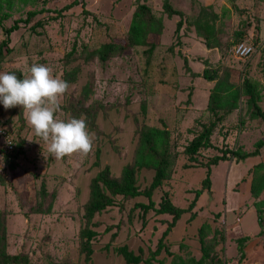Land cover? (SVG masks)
Wrapping results in <instances>:
<instances>
[{"label":"rangeland","instance_id":"374dc122","mask_svg":"<svg viewBox=\"0 0 264 264\" xmlns=\"http://www.w3.org/2000/svg\"><path fill=\"white\" fill-rule=\"evenodd\" d=\"M72 1L32 0L27 4L15 1L11 18L0 25L1 42L4 38L2 27L25 18L28 11L43 10L11 35L12 51L0 64V72H19L23 79L32 65L42 64L52 69L54 77L63 80L66 71L79 65L80 74L61 98L56 118L70 119L64 107L81 94L89 82L93 84L90 102H97L104 108L95 121L96 129L89 131L94 134L92 150L86 155L74 153L56 160L47 155L43 142L40 145L34 141L37 138L24 110L19 106L5 110L0 104V124L15 143L23 142L20 155L5 159L4 140L0 138V174L6 178V183L0 186V210L6 215L7 251L12 255L26 254L29 264H86L79 253V231L90 181L104 166H108L113 175H120L132 160L136 129L141 124L165 127L171 132L175 146L171 179L162 191L154 193L153 200L158 201L160 193L168 191L175 206L187 208L194 199L190 190L200 188L206 169H184L186 157L182 151L201 130V125L212 120L206 107L214 82L191 76L178 52L197 74L206 66L220 67L237 87L248 75L262 85L259 106L264 111V0H169L172 8L182 12L183 19L187 20L178 39L174 30L180 18H169L163 13V0H146L145 4L163 22L162 34L151 36L157 45L149 65L141 48L129 50L105 63L98 59L84 63L79 59L65 65V55L73 47L93 50L110 41L124 43L133 12L139 3H144V0H84L89 13L83 14L80 6L57 13ZM203 8L208 15H214L216 27L223 33L219 51L208 50L189 23ZM39 21L44 25L35 32L32 26ZM241 35L243 43L253 46L254 52L240 59L235 56V45ZM143 100L146 102L145 116L141 114ZM258 140H264V122L248 116L243 98L212 135L217 148L225 146L223 142H226L230 149L241 147L247 152L254 150ZM218 153L217 149L203 150L201 159ZM96 161L98 166L94 164ZM152 176V171L142 170L138 176L139 186L146 187ZM42 181L48 191L57 192L48 215L29 212ZM263 199L264 147L258 157H249L239 163L221 161L212 166L210 189L200 195L191 213L181 216L165 242L174 254L200 257L197 234L198 229L205 226L207 238L217 232L220 242L213 251L219 260L214 264H264V234L258 235L264 230V213L263 223L259 224L253 205ZM118 201L121 209L119 205L109 208L94 219L99 236L93 243V255L88 264H126L113 252L115 247L122 245L135 253L142 249L146 257L149 250L155 249L166 228L165 221L170 220L168 216H156L150 211L143 228L141 213L133 206L145 200L118 198ZM109 227L111 230L104 233ZM242 236H250V240L244 249L245 257L239 262L234 240ZM160 258L166 263L169 261L165 253Z\"/></svg>","mask_w":264,"mask_h":264},{"label":"trees","instance_id":"16d2710c","mask_svg":"<svg viewBox=\"0 0 264 264\" xmlns=\"http://www.w3.org/2000/svg\"><path fill=\"white\" fill-rule=\"evenodd\" d=\"M15 1L21 4H27L32 0H0V25L11 18L12 11L15 7ZM145 2L146 0H144V3H139L136 6L131 17L124 43L121 44L110 41L93 50H87V48L77 50L76 47H73L72 50L65 55V65H69L79 59L83 60L84 63L93 62L95 59H98L101 63H105L111 58L118 57L129 50L137 48H141L146 64L149 65L157 45L153 40L154 38L151 36H160L162 34L163 22L153 14L152 10ZM76 6L82 8L83 14L89 13L85 10L84 0H73L69 4L63 6L57 13H63ZM162 9L163 13L169 18L173 16H178L180 18L174 30V35L178 39L180 37L182 25L187 20L183 19L184 15L182 12L172 8L169 0H163ZM41 12H43V10L28 11L25 14V18L14 20L9 27H2L4 38L0 42V64L5 61L7 55L12 51L10 47L11 35L18 31L21 26L28 25L30 20ZM213 19L214 15H208L203 8L200 15L189 23L192 24L196 35L203 41L208 50L217 49L219 51L223 43V33L216 27ZM43 25V22L39 21L32 26V29L36 32V30L42 28ZM236 35L240 36L239 33ZM243 39L244 37L242 35L237 38L236 41L238 43L235 47L243 43ZM170 51H172V47H170ZM178 54L183 59L185 70L190 73L191 76L202 77L209 82H214V86L210 90L206 107L212 120L207 125H201V130L194 134L193 138L182 151V154L186 157V164L183 165V168H205L206 176L202 180L199 189L190 190V192L194 194V199L187 208L175 206L168 191H164L163 194L160 193L161 195L158 201L153 200L154 193L158 190L162 191L163 186L171 179L172 156H174L173 150L175 146L171 132L165 127H153L147 124L139 125L136 129V143L132 160L123 167L120 175H113L110 168L104 166L99 169L90 181L89 196L82 206V227L79 231V253L86 264L91 262L93 243L99 236V232L95 230L97 223L94 222V219L97 215L105 212L109 208L119 205L121 209L122 204L119 203L118 198L121 200H134L140 198L145 200L144 202H137L133 206L134 209H138L141 213L143 228L146 225V215L150 211H153L156 216L162 215L170 217V220L165 221L166 228L162 232L155 249L149 250L146 257H144L142 249H139L138 253H135L130 250L127 245L117 246L113 249L114 254L121 257L126 264H214L219 261L217 254H213L214 248L220 243L217 238V232L214 233L212 238L208 239L204 232L205 226H201L197 234L201 253L200 257L174 254L169 250V246L166 244L165 240L172 228H174L180 220L181 216L185 213H191L200 195L205 190L210 189L212 166L217 165L221 161L232 160L239 163L249 157H256L259 155L260 149L264 147V140H258L254 144V150L247 152L241 147L230 149L226 142H223L225 146L217 148L212 142V135L216 127L238 108L241 98L245 100L248 116L254 119L258 118L264 122V111L259 106L262 85L253 81L246 75L241 86L237 87L230 82L229 74L222 71L220 67L208 68L206 66L201 74L194 73L188 67L185 56L180 52H178ZM15 74L21 79L19 72H15ZM79 74L80 66H74L64 73L63 80L70 85L76 81ZM92 94L93 84L89 82L85 84L81 94L69 101L64 107V111L69 114L70 118H84L88 131L96 129L95 121L97 116L100 111L104 110L101 104L90 102ZM141 114L142 116L146 115V102L144 100L141 103ZM2 127L5 128L4 126ZM12 141L14 143L13 151L9 155L5 154V159H12V156H18L22 153L23 142L18 141L15 143L13 139ZM206 149H217L219 153L210 157L205 156V160L201 159L202 151ZM94 164L98 166V161ZM10 166L12 167L13 164L10 163ZM144 169L152 171L153 176L150 183L142 188L138 184V176ZM5 183V176L0 174V186H3ZM56 197L57 192L48 191L45 181H42L36 194V202L34 205L30 206L29 212L32 214H50ZM253 205L257 211L258 222L262 224L264 199L255 201ZM194 214L191 215L192 218ZM110 230L111 227L106 228L104 233H108ZM262 234H264V230L258 233V235ZM249 240L250 236H242L234 240L239 255V262L245 257L244 249ZM162 253H165V255L169 257L168 263H166L165 259L160 258ZM0 264H29V259L26 254L20 253L12 255L8 253L6 215L2 210H0Z\"/></svg>","mask_w":264,"mask_h":264},{"label":"clouds","instance_id":"9594fccd","mask_svg":"<svg viewBox=\"0 0 264 264\" xmlns=\"http://www.w3.org/2000/svg\"><path fill=\"white\" fill-rule=\"evenodd\" d=\"M68 88L66 81L54 77L52 69L42 64L32 65L23 79L14 72H0V104L5 110L21 107L37 138L34 141L43 142L47 155L56 160L74 153L86 155L93 148L94 134L84 118L65 121L55 116Z\"/></svg>","mask_w":264,"mask_h":264},{"label":"built area","instance_id":"2783aa9c","mask_svg":"<svg viewBox=\"0 0 264 264\" xmlns=\"http://www.w3.org/2000/svg\"><path fill=\"white\" fill-rule=\"evenodd\" d=\"M253 52H254L253 46L247 43H241L235 47V56L240 59L248 57ZM0 138H3L4 140V153L7 155L11 154L14 148V143L12 139L8 136L7 130L3 128L1 125H0Z\"/></svg>","mask_w":264,"mask_h":264},{"label":"crops","instance_id":"0c3cea01","mask_svg":"<svg viewBox=\"0 0 264 264\" xmlns=\"http://www.w3.org/2000/svg\"><path fill=\"white\" fill-rule=\"evenodd\" d=\"M258 157V156H257ZM198 202V201H197ZM239 220V219H238Z\"/></svg>","mask_w":264,"mask_h":264}]
</instances>
